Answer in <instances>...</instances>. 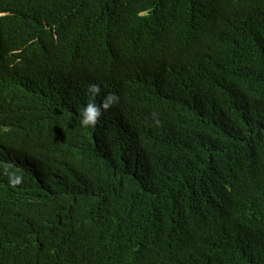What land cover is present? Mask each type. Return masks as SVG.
<instances>
[{
  "label": "trees",
  "instance_id": "16d2710c",
  "mask_svg": "<svg viewBox=\"0 0 264 264\" xmlns=\"http://www.w3.org/2000/svg\"><path fill=\"white\" fill-rule=\"evenodd\" d=\"M22 1L0 0L14 13L0 18V51L25 49L49 71L84 51L77 67L98 80L126 59L192 94L152 116L164 138L143 168L97 166L91 186L75 173L92 222L62 219L82 230L76 245L42 235L52 212L40 208L24 264H264V0H27L32 12ZM11 99L0 93L9 116Z\"/></svg>",
  "mask_w": 264,
  "mask_h": 264
},
{
  "label": "clouds",
  "instance_id": "9594fccd",
  "mask_svg": "<svg viewBox=\"0 0 264 264\" xmlns=\"http://www.w3.org/2000/svg\"><path fill=\"white\" fill-rule=\"evenodd\" d=\"M21 8L34 11L27 0ZM6 16L14 13L0 11V18ZM88 60L84 51L67 52L49 71L33 63L25 49L0 51V93L12 98L13 114L0 106V264L30 260L34 218L44 206L52 216L42 235L76 245L82 230L66 231L62 219H91L85 206L90 196L77 190L75 173L91 186L97 166L143 168L164 138L152 116L178 97L192 96L183 79L159 69L140 70L126 59L114 61L108 77L98 80L78 69ZM55 77L60 84L52 98ZM36 165L44 169V180L34 173ZM114 178L122 189L129 187Z\"/></svg>",
  "mask_w": 264,
  "mask_h": 264
}]
</instances>
